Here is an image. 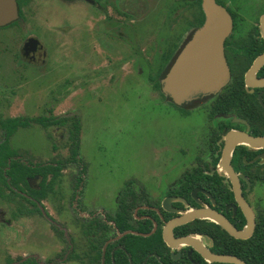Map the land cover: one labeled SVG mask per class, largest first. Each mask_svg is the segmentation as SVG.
Returning a JSON list of instances; mask_svg holds the SVG:
<instances>
[{
  "label": "flooded vegetation",
  "instance_id": "af4514ba",
  "mask_svg": "<svg viewBox=\"0 0 264 264\" xmlns=\"http://www.w3.org/2000/svg\"><path fill=\"white\" fill-rule=\"evenodd\" d=\"M51 1L68 8V27L72 35L82 37L85 51L92 47L99 58H120L125 43L131 42L138 47L141 39L151 43L150 54L158 53L159 62L152 78L153 87L155 79L165 74L192 30L202 23H196L200 2L198 8L190 0H164L163 8L156 11L158 26L164 28V35L157 38L147 33L139 37L140 21L152 9L151 0H15L16 18L0 26H11L12 33L20 38L18 45L12 47L10 44L5 48L12 72L26 70L37 60L39 52L43 53L42 42L27 30V24L35 27L34 30L40 28L34 20L38 7ZM214 1L224 7L231 19L230 31L222 43L228 72L226 82L215 92L199 94L180 104L157 89L164 100L163 107L159 106L162 113L175 119L195 117L192 120L196 121L197 129L187 144L172 140L169 143L172 147L166 148L161 162L164 167L134 169L116 188L110 207L83 201L85 166L78 157L76 162H68L78 167L73 171L67 240L63 239L65 231L56 226L41 203L53 193L64 167L59 169L52 190L39 202L16 189V194L4 189L6 197L0 199L7 205L20 201L25 208L33 209L28 213L10 214L11 220L37 214L67 243L61 255L47 262L28 255L12 262L7 260V264H53V260L68 264H264V143L233 142L226 151L225 141L226 135L232 133L264 136V0ZM24 31L28 32L21 38ZM29 38L38 41L34 50V46L25 45ZM132 51L134 55L141 54L137 48L133 47ZM38 115L70 116L54 115L49 108L45 109V114ZM39 126L47 135L49 129L61 128L67 139L65 126ZM1 136L0 129V139ZM19 156L23 160L20 153ZM46 163L55 164L56 161ZM49 176L47 174L46 179ZM40 178L32 179L36 180L35 184L32 180L28 184L36 185ZM17 193L28 197L36 208ZM244 208L251 212L249 230L245 229L248 222ZM194 210L213 212L243 237L232 236L215 220L205 216H192L167 228L169 222L181 220ZM2 212L6 211L0 209V214ZM0 222L9 224L8 219ZM165 232L169 243L164 238ZM181 238L186 239L181 242ZM220 256L236 260H220Z\"/></svg>",
  "mask_w": 264,
  "mask_h": 264
},
{
  "label": "rangeland",
  "instance_id": "374dc122",
  "mask_svg": "<svg viewBox=\"0 0 264 264\" xmlns=\"http://www.w3.org/2000/svg\"><path fill=\"white\" fill-rule=\"evenodd\" d=\"M151 3L152 9L140 21L139 37L147 33L157 38L164 35L156 12L163 8L164 0ZM67 10L53 1L38 7L34 20L40 28L34 30L27 24V30L39 37L43 53L39 52L35 64L21 73L12 72L10 58L5 55L6 45L14 47L20 38L12 33L11 26L0 28V117L45 114L46 108L54 115H77V157L85 166L83 201L110 207L122 180L134 169L164 167L161 162L166 148L172 147L169 143L177 140L187 144L197 123L192 120L195 117L175 119L159 108L164 100L152 86L159 62L158 53L150 54L151 43L142 39L139 47L125 43L120 58H99L92 47L85 51L82 37L72 35ZM28 31L22 32L21 38ZM133 47L141 52L139 56L133 54ZM48 135L32 124L18 128L9 144L30 163L65 159V131L49 129ZM77 167L73 163L64 166L53 193L41 202L56 226L65 231L64 240L70 233L69 201ZM15 205L0 199V209L6 211L0 214V220L8 219L9 223L0 222V264L28 255L47 262L67 249V243L41 216L32 214L11 220L17 214ZM54 261L53 264H68Z\"/></svg>",
  "mask_w": 264,
  "mask_h": 264
},
{
  "label": "water",
  "instance_id": "95a60500",
  "mask_svg": "<svg viewBox=\"0 0 264 264\" xmlns=\"http://www.w3.org/2000/svg\"><path fill=\"white\" fill-rule=\"evenodd\" d=\"M200 8L203 14L202 23L192 30L190 37L175 56L165 74L159 78V88L164 96L169 97L174 103L180 104L202 93H212L218 90L227 80V66L223 56L222 43L230 31L231 19L223 6L214 0H200ZM17 16L15 0H0V26H3ZM38 41L29 38L25 45L35 46ZM226 151L230 150L233 142H244L250 145L264 143V136L249 137L242 133L227 134ZM226 151L224 161H226ZM237 192V191H236ZM247 216V226L252 227L251 212L244 208ZM192 216L209 217L215 220L234 237H243V234L210 211H190L181 220H172L167 228ZM167 243V232L164 233ZM186 238L179 239L183 242ZM186 242V241H185ZM220 260L235 261L231 256H220Z\"/></svg>",
  "mask_w": 264,
  "mask_h": 264
},
{
  "label": "trees",
  "instance_id": "16d2710c",
  "mask_svg": "<svg viewBox=\"0 0 264 264\" xmlns=\"http://www.w3.org/2000/svg\"><path fill=\"white\" fill-rule=\"evenodd\" d=\"M195 2L199 8L200 0H190ZM203 15L199 8V14L197 17V25L202 22ZM158 79L154 81V87L159 88ZM39 124L42 127H47L51 124H58L65 126L67 131V150L68 155L65 159H57L55 164L51 163H30L29 161L21 160L18 150L14 149L9 144L10 136L19 127H27L31 124ZM0 129L2 130V136L0 139V197L5 198L6 193L4 189L8 190L12 194H16L14 189L24 192L29 198L39 202V200L46 196L47 191L52 190L54 179L59 173V169L67 165L68 162L77 161V146H78V134H79V120L76 115L59 116V117H47L44 115H38L34 117L14 116L0 118ZM50 174L46 179V175ZM41 177L36 185L28 184L32 179ZM19 198L29 202L34 208L35 205L32 201L20 193H17ZM11 198V197H9ZM12 200V198H11ZM18 202V203H17ZM16 211L18 213L32 212L33 209L25 208L20 201H16ZM117 224V223H116ZM27 261L24 260L23 263Z\"/></svg>",
  "mask_w": 264,
  "mask_h": 264
}]
</instances>
